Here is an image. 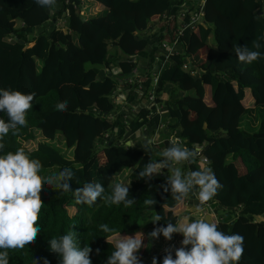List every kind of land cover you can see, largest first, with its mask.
<instances>
[{
  "label": "trees",
  "instance_id": "trees-1",
  "mask_svg": "<svg viewBox=\"0 0 264 264\" xmlns=\"http://www.w3.org/2000/svg\"><path fill=\"white\" fill-rule=\"evenodd\" d=\"M93 1L102 9L86 16L74 8H80L81 0H56L51 8L40 7L35 0H0V89L36 94L27 113V127L20 128L17 135L10 131L0 140L4 145L0 155L23 148L30 158L40 161L42 177L52 175L54 167L74 172L69 181L71 191L52 190L45 184L40 194L44 206L36 225L40 235L23 251L10 252L9 264H33V259L43 264L44 258L49 264H59L57 254L49 251L48 240L70 230L76 232L79 247H91L92 264H106L115 250L117 235L136 232L145 236V247L139 252L141 264L149 251L163 264L166 253L162 252V242L151 245L147 226L142 227L141 222L153 211L162 218L154 227L175 223L187 211L185 200L194 196L189 194L177 203L170 191L164 192L160 186L170 169L147 182L137 179L144 164L160 160L162 151H149L146 139L129 149L126 142L144 126H148L145 134L151 136L159 116L148 120L149 111L143 110V120L136 118L129 128L118 116L112 120L118 105L111 94L118 76L104 71L100 75L96 67L89 66L110 68L115 63L122 76L129 75L134 64L127 57L143 56L158 40V33L139 36L137 32L145 30L152 19L176 14L181 0ZM64 13L67 32L56 27ZM204 19L205 25L196 32L185 31L181 55L163 71L157 89L169 94L166 106L173 121L168 129L177 131L190 150L194 144L203 147L222 186L211 201L213 210L208 212L221 231L243 236L239 264H264V219L258 220L264 218V56L244 64L232 52L236 44L251 50H257L252 48L254 40L264 44V0H207ZM15 21L24 26L16 28ZM259 51L264 53V47ZM119 53L126 57L118 58ZM188 58L198 72L195 76L182 69ZM248 91L252 104L246 101ZM63 101L68 107L61 112L56 105ZM0 119L7 121V115L0 113ZM37 134L45 141L30 149L29 143L36 141ZM105 134L109 138H104ZM58 135L70 157L50 143ZM163 137L166 149L169 135ZM203 168L192 160L183 163L181 171L187 174ZM126 170L132 180L128 198L136 200L131 206L107 205L103 200L93 206L76 203L73 191L77 188L97 182L107 195L114 178ZM152 198L157 201L154 206L143 203ZM102 224L113 231L104 232ZM107 237H113L109 244ZM172 255L175 258L173 250Z\"/></svg>",
  "mask_w": 264,
  "mask_h": 264
},
{
  "label": "clouds",
  "instance_id": "clouds-1",
  "mask_svg": "<svg viewBox=\"0 0 264 264\" xmlns=\"http://www.w3.org/2000/svg\"><path fill=\"white\" fill-rule=\"evenodd\" d=\"M84 2V14L82 15L91 16L102 9L92 8L95 12L90 14L91 11L88 10L91 7L86 10L87 1ZM35 3L40 7L51 8L55 5L56 0H35ZM79 11L81 13V7ZM60 19L65 20V27L62 31L67 32L65 13L58 21ZM17 22L15 21L16 28L19 25L24 26V23L18 24ZM150 24L154 26L150 22L145 30L137 32V34L139 36L154 35L152 28L149 27ZM157 37V41H159L160 38ZM262 47L264 44L260 40H254L252 48L257 50H251L247 45L236 44L233 45L232 52H234L239 63L251 64L264 56V53L259 51ZM156 50H148L149 52L143 56L137 55L146 57ZM107 68L104 65V72L110 76L116 75L112 71H107ZM165 93L169 96L167 92ZM35 95V93L25 94L20 91L0 89V113L7 115V121L0 119V140L7 136L10 131L13 135H17L20 128L27 127V113L33 107ZM67 107V101L56 105L57 110L61 112L66 111ZM169 143L170 146L160 153V160L153 161L150 159L147 164H144L137 179L147 182L156 175L163 174L162 170L170 169L171 174L168 175L165 184L160 187L166 193L170 191L172 199L177 203H182L189 194H194L195 197L190 196L188 199L190 202H198L196 211L199 212L207 203L211 205L213 197L216 196L222 186L210 168L190 171L187 174L182 173L183 163L191 162L196 158L201 150L200 145L194 144L190 150L179 146L175 141ZM3 147L4 145L0 144V149ZM134 147L136 145L131 141L127 144V149ZM143 149L147 152L146 147ZM175 165H179V167H174ZM41 168L40 161L30 158L23 148L0 155V264H9L10 252L23 251L25 246L34 244L40 235V228L36 225L39 220V213L44 206L40 194L45 184L52 190L71 191L69 181L72 180L74 172L70 168L66 167L47 177L39 175ZM130 184L131 181L127 185L115 183L111 186L110 193L105 195V188L102 184L88 182L73 191V195L77 204L93 206L98 200H103L107 205L123 203L125 207H129L136 202L134 198H128ZM143 203L147 206H154L157 201L152 198L146 199ZM206 217L208 216L192 219L190 215L185 214L178 217L175 223L166 222V226L154 227L148 233L150 240L158 239L162 235L165 240L171 241L174 233L183 237L180 247L175 248V258L172 255V248L165 249L163 264H239L244 251L243 236L226 234L220 230L216 222L212 221V216L208 220ZM161 219V216L156 215L151 223L155 225ZM100 228L106 233L113 231L106 224L100 225ZM116 237L115 250L107 257L106 264H141L139 252L145 247L144 234L136 232L134 235L122 236L119 234ZM105 239L109 244L113 237ZM48 244L49 251L59 257V264H92L91 247L88 245L79 247L74 230H70L58 239L48 240ZM96 252L99 255L100 250L96 249ZM33 264H38V260L33 259ZM43 264H49V261L44 258ZM152 264H157V258L153 257Z\"/></svg>",
  "mask_w": 264,
  "mask_h": 264
},
{
  "label": "built area",
  "instance_id": "built-area-1",
  "mask_svg": "<svg viewBox=\"0 0 264 264\" xmlns=\"http://www.w3.org/2000/svg\"><path fill=\"white\" fill-rule=\"evenodd\" d=\"M84 1L81 0V14H84ZM206 1L181 0L176 14L165 13L161 17L152 19L151 23L154 26L150 24L149 27L152 28V34L158 33L157 36L160 39L150 47V50L155 48L157 50L146 57H140L137 54L130 55L128 60L132 61L134 66L133 71L129 75L122 76L121 69L115 71V74L118 75V80L112 96L114 103L118 106L111 119L115 120L118 116L129 128L131 122L136 118L141 117V121L143 120L144 117L141 116L143 110L149 111L147 113L148 120H152L156 115L159 116V123L155 126L154 133L151 136L145 134L148 131V126L140 128L136 133V137L139 140L146 139L149 151L164 150L162 145L166 138L163 135H169V141H175L179 146L188 148L185 145L184 138L180 137L177 131L168 129V126L173 121L166 106L169 97L164 91H159L157 88L163 71L168 65L172 64L175 56L181 55L180 49L183 44L185 31L191 29L192 32H196L201 25H205ZM74 8L76 10L80 9L78 5H75ZM57 27L64 30L65 20L60 19ZM182 69L193 76L198 73L189 58L183 64ZM133 94L137 96L135 99H130ZM104 138H109V134H105ZM130 141L136 144L134 140H128L126 144ZM200 148V152L193 160H197L202 165V168H210V161L203 154V147ZM189 204L190 200L186 199L185 206ZM205 207L213 210L208 203Z\"/></svg>",
  "mask_w": 264,
  "mask_h": 264
},
{
  "label": "rangeland",
  "instance_id": "rangeland-1",
  "mask_svg": "<svg viewBox=\"0 0 264 264\" xmlns=\"http://www.w3.org/2000/svg\"><path fill=\"white\" fill-rule=\"evenodd\" d=\"M85 1H87L86 2V4H87V7H88V5L90 6V4H96V2L95 1H93V0H85ZM95 11L94 10H92L91 11V13L90 14H92V13H94ZM18 24H22L21 22H17ZM142 35H143V33H142ZM126 56L125 55H122L121 53H119L118 54V58H122V59H124ZM128 58V57H127ZM126 58V59H127ZM116 63H117V61H116ZM90 67H96L99 71H100V75L103 73V71H104V65L103 66H101V65H96V66H93V65H89ZM116 67V64L115 63H112L111 64V66H110V68H107L108 70L107 71H112V72H114L115 73V70H117L118 68H115ZM111 69V70H110ZM114 76H116V75H114ZM113 95V92H112V94H111V96ZM169 97V96H168ZM206 99H208V96H206L205 97ZM42 135L41 134H37V139H36V141H34V142H31V143H29V148L30 149H35L36 147H37V144L39 143V142H41V141H45V139L43 138V137H41ZM133 140L136 142V145H138V143L140 142V140L135 136V137H133ZM99 144L101 145L102 144V139H100L99 141ZM50 143L51 144H53L54 146H56L57 148H59L62 152H64L65 154L66 153H68V156L70 157V150H68V149H66V147L64 146V141H63V138H62V136L61 135H58V138H57V140H55V141H50ZM102 158V157H101ZM103 162V161H102ZM238 164H239V162H238ZM175 167H179V165H175ZM50 172H52L53 174L54 173H58L59 172V169H58V167H54V168H52L51 170H50ZM170 174H171V172H170ZM161 175V174H160ZM156 176H158V175H156ZM126 177H128V173H123V174H121L120 176H118V178H121V179H123V178H126ZM114 180H116L117 182H118V180H117V178H114ZM114 182V181H113ZM129 183V180H127V179H124V184L125 185H127ZM191 208V207H190ZM207 209V208H206ZM208 210V209H207ZM70 211V214H73V209H70L69 210ZM206 211V210H205ZM201 214H205V212H202ZM156 216V213L155 212H153V211H149V212H147L146 213V215H145V218H143V219H147V221L146 220H144V221H142L141 223H142V227L144 226V225H146L147 227H146V234L148 235V233H150L153 229H154V224L153 223H151V221H152V219L154 218ZM264 218L263 217H259L258 218V220H263ZM162 240H163V238H162V235H160V237L158 238V239H152V240H150L151 241V245H153L154 247L156 246V245H159L161 242H162ZM180 244H181V242H180ZM162 246H165V244H163L162 243ZM179 247V246H178ZM166 248H172L173 250H174V248H175V246H174V243H172V244H170V245H168V244H166V247H165V249ZM153 257H155V258H157V264H158V257L157 256H155L154 255V253L152 252V251H149V256L145 259V261H144V264H152V259H153Z\"/></svg>",
  "mask_w": 264,
  "mask_h": 264
},
{
  "label": "crops",
  "instance_id": "crops-1",
  "mask_svg": "<svg viewBox=\"0 0 264 264\" xmlns=\"http://www.w3.org/2000/svg\"><path fill=\"white\" fill-rule=\"evenodd\" d=\"M88 7H91V8L88 10L87 9ZM88 7H85V9L88 10V11H92V8L94 9L95 7H98L99 9L102 8L101 4H98L97 2L94 5L93 4H90V6L88 5ZM247 93L248 94H247V97H246V101L248 102V104H252L253 98H252V95L250 94L251 92L248 91ZM123 173H129V170H126V171H123V172L119 173L115 177V178H117L118 182L116 180H114V183H123L124 184V179H127V180L132 182V180L129 177H126V178H123V179L118 178V176H120ZM197 205H198L197 201H191L190 204L186 207L187 211L185 212V214L190 215L192 219H196V218H200V217H203V216H207L209 214L208 210L205 207H203L201 211L197 212L196 211ZM202 212H205V214H201ZM185 214H183V215H185ZM211 219H212V221L215 220L213 217ZM182 239H183V237L180 234H177V233L173 234V237H172L171 241L163 239L162 243L165 244V246H163L162 252H165L166 244L170 245V244L174 243L175 248H178V246L180 247V242L182 241ZM175 248H174V250L173 249L172 250L175 251Z\"/></svg>",
  "mask_w": 264,
  "mask_h": 264
},
{
  "label": "water",
  "instance_id": "water-1",
  "mask_svg": "<svg viewBox=\"0 0 264 264\" xmlns=\"http://www.w3.org/2000/svg\"><path fill=\"white\" fill-rule=\"evenodd\" d=\"M21 43L23 44L24 43V41H21ZM111 144V143H110ZM208 217H206V220H208V219H210L211 218V215L210 214H208L207 215ZM210 217V218H209Z\"/></svg>",
  "mask_w": 264,
  "mask_h": 264
}]
</instances>
